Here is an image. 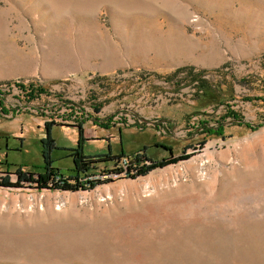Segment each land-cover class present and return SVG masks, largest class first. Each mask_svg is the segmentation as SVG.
Instances as JSON below:
<instances>
[{
  "label": "rangeland",
  "instance_id": "obj_1",
  "mask_svg": "<svg viewBox=\"0 0 264 264\" xmlns=\"http://www.w3.org/2000/svg\"><path fill=\"white\" fill-rule=\"evenodd\" d=\"M0 93V264H264V0H0Z\"/></svg>",
  "mask_w": 264,
  "mask_h": 264
},
{
  "label": "trees",
  "instance_id": "obj_2",
  "mask_svg": "<svg viewBox=\"0 0 264 264\" xmlns=\"http://www.w3.org/2000/svg\"><path fill=\"white\" fill-rule=\"evenodd\" d=\"M220 70H214V71H210V72H207V71H200V70H196V71H193L191 68H182V69H176L174 72H172L168 77H167V80L168 81H165V82H170L172 80H174V86L175 87H178V84L176 83L177 81V77L180 73H184V77L182 78L186 83L185 84H188L191 86V88L193 89V93L191 95V99L192 100H196V99H200L201 101H204L206 102V104H211L212 103H216V105H220L219 103V91L217 89V81L219 80H216V81H209L208 79L206 78H203V76L207 73H215V74H218ZM221 80V78H220ZM15 86L17 88H19V90L23 93V98L26 99L27 101H31V100H34L36 98H38L40 95H46L45 92L41 89V88H33V86L31 85H28L27 88H24L23 86L21 85H17L15 84ZM9 87V86H8ZM5 94L3 93H0V97H3ZM259 101L261 103L264 102V97H258V98H251L250 100L247 99L246 101ZM230 106L228 105H225V110L222 114V116H217L218 117V120L221 122L223 119H229L231 122H235V123H239V119L237 117V115L232 111L230 110ZM97 109L94 108V111H96ZM215 123L217 124V128H216V132H212L210 130L207 129L206 133L207 134H217V135H221V131H223V126L222 124H220L219 122L215 121ZM199 124L200 125H205L207 126V123H205L204 121H199ZM264 124V118H263V123ZM244 127L246 128H249L251 127L250 125H243ZM117 131L120 132L119 129H117ZM80 135V128L78 127V137ZM78 140H80V138H78ZM77 140V144H79V141ZM105 156H108V155H105ZM121 156H124L122 154V152L120 151L119 152V156H115L114 159H118L119 157ZM189 155H182L180 156L178 159H172V160H166V161H161V164H174L176 163L177 161H180V160H186L188 159ZM73 163H75L73 161ZM137 169H139L140 172H143L144 170L140 167H138ZM113 171H118L116 169H113ZM53 174H51L52 176ZM47 177L48 175H46L45 177H40L39 178V181H38V186L39 188H43L46 186V182H47ZM68 180L64 179L63 180V183L61 186H53V189H67L69 186V184L67 183ZM7 181L4 180V186L5 187H10L8 186V183ZM84 184H87L89 185L90 188H93V184L91 181H88L86 180V182L83 183ZM76 187H82V184H78V186Z\"/></svg>",
  "mask_w": 264,
  "mask_h": 264
},
{
  "label": "built area",
  "instance_id": "obj_3",
  "mask_svg": "<svg viewBox=\"0 0 264 264\" xmlns=\"http://www.w3.org/2000/svg\"><path fill=\"white\" fill-rule=\"evenodd\" d=\"M21 96L23 95V93L20 94ZM55 122V123H65V121H62L61 118H56V119H52V117L50 118L49 122ZM47 122V123H49ZM127 157L125 156H121L120 158H118V160L115 161V165L113 169H116L118 171H124L125 167L128 166V160L126 159ZM103 178H105L106 176H102ZM88 179V178H87ZM85 179H83L84 181ZM86 181V180H85ZM63 183V178L59 175H54L52 176V178L49 180L48 184L49 186H61Z\"/></svg>",
  "mask_w": 264,
  "mask_h": 264
},
{
  "label": "crops",
  "instance_id": "obj_4",
  "mask_svg": "<svg viewBox=\"0 0 264 264\" xmlns=\"http://www.w3.org/2000/svg\"><path fill=\"white\" fill-rule=\"evenodd\" d=\"M96 126H98V125H96ZM98 127H99V126H98ZM103 127H104V126H103ZM104 128H109V129H110L111 127H110V126H105ZM64 129H66V128H64ZM71 129H72V128H71ZM67 130H68V129H67ZM73 131L75 132V130H74V129H73ZM45 134H46V137H47V138H49V135H48V130L46 131V133H45ZM109 135H110V134H109ZM85 139H86V138H85ZM85 139H84V134H83V140H84V142L86 141ZM107 141H108V140H107ZM122 154H123V153H122ZM108 155H109V156H112V155H111V153H110V154H108ZM123 155H125V154H123Z\"/></svg>",
  "mask_w": 264,
  "mask_h": 264
},
{
  "label": "water",
  "instance_id": "obj_5",
  "mask_svg": "<svg viewBox=\"0 0 264 264\" xmlns=\"http://www.w3.org/2000/svg\"><path fill=\"white\" fill-rule=\"evenodd\" d=\"M239 123H241V121H239Z\"/></svg>",
  "mask_w": 264,
  "mask_h": 264
}]
</instances>
